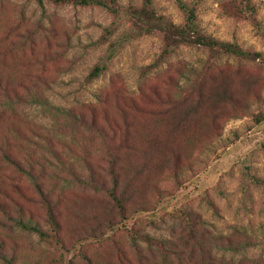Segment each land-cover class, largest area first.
<instances>
[{"label": "rangeland", "instance_id": "obj_1", "mask_svg": "<svg viewBox=\"0 0 264 264\" xmlns=\"http://www.w3.org/2000/svg\"><path fill=\"white\" fill-rule=\"evenodd\" d=\"M115 1L112 14L97 6L58 5L50 0H44L43 6L30 0H0V82L27 102L10 122L26 134L30 130L42 134L38 140L43 146L48 147L47 138L51 139L58 154L54 161L77 166H81L82 159L95 161V156L83 134L56 114L52 106L69 109L87 119L94 117L106 130L114 126L119 129L117 138L127 124L131 142L138 132L153 125L162 147L167 143L176 147L185 140L183 160L176 168L171 159L166 168L153 169L151 180L159 187L141 197L142 212L133 214L131 209L128 227L135 224L158 239H178L189 247L199 244L203 227L218 236L229 234L232 226L240 225L248 227L250 235L257 238L252 243H259L264 239V183L250 185L245 192L241 167L245 163L264 182V63L229 60L206 68L203 88L211 90L216 84L228 82L230 93L237 97L242 109L233 110L230 104L215 116L217 106L200 108L179 130L181 134L174 145L175 140L167 137L170 122L175 116L182 117L187 105L177 86L191 69L187 64L198 68L213 56L187 47L167 51L162 40L153 35L117 46L130 24L131 12L144 7L145 1ZM152 1L156 13L175 24L183 23L177 0ZM184 1L195 8L204 33L236 42L264 57V39L258 33V27H264V0ZM113 46L116 54L108 60ZM96 66L105 68L99 78L89 82ZM35 97L49 102L51 108L29 102ZM158 97L163 102L172 99L175 107L171 105L169 109L168 104L158 102ZM161 111L165 115L157 116ZM5 124L0 123V127ZM62 171L50 178V184L62 194L63 219L70 222L75 218L67 211L70 205L90 217L100 213L106 202L73 181L66 183L68 174ZM177 211L199 215L205 222V226H195V240L190 225L175 216ZM35 214L42 217L44 212L36 210ZM109 235L107 240L97 233L86 252L103 257L112 253L113 258L115 249L111 244L115 242L128 257L137 260L127 229ZM14 236L24 248V264H34L27 255L34 254L29 251L30 243L33 248L42 246L37 237L23 232ZM208 248L215 257L222 255L213 242ZM197 252L198 258L203 256ZM225 257L233 254L226 253ZM235 258L264 262V245L249 247Z\"/></svg>", "mask_w": 264, "mask_h": 264}, {"label": "trees", "instance_id": "obj_2", "mask_svg": "<svg viewBox=\"0 0 264 264\" xmlns=\"http://www.w3.org/2000/svg\"><path fill=\"white\" fill-rule=\"evenodd\" d=\"M30 1L43 6L44 0ZM50 1L58 5L97 6L115 14V0ZM144 1V7L135 8L131 12L130 24L119 37L117 46H124L142 36L153 35L162 40L167 51L175 52L187 47L213 56L211 60L201 62L198 68L187 64L191 69L183 74V82L177 86L187 103L182 117H174L167 133L168 140H175L173 144L177 145L176 139L181 134L179 130L185 127L187 119L200 108L208 104L217 106L215 116L224 112L230 104L233 110L242 109L237 97L230 93L228 82L216 84L211 90L203 88L207 78L206 68L229 60L264 63V57L236 42L219 40L204 33L195 8L184 0H177L184 17L181 24H175L170 18L156 13L152 8V0ZM258 33L264 39L263 26L258 27ZM115 54L116 46H113L107 59L111 60ZM104 68L105 66L94 67L89 75V82L99 78ZM36 99L35 97L29 102L51 108L49 102ZM157 100L161 104H168L169 109L176 104L169 98L168 102H163L160 97ZM25 103L24 98L11 90L9 85L0 82V123H6L0 127V264H24V248L14 238L15 234L21 232L36 236L38 243L42 245L40 248H33L32 243L29 245V251L34 254L29 252L27 257L34 264H264L262 260H235L236 254L247 251L249 247L264 245V239L259 243H252L257 238L250 235L246 226L234 225L229 234L218 236L203 227L199 244L189 247H184L178 239H158L145 230L136 228L135 224L128 227L131 209L133 214L142 212L144 204L139 201L141 197L147 191L159 187L151 180L153 169L156 166L166 168L171 159L176 168L183 160L182 145L187 141L184 140L176 147H170L168 143L162 147L157 140V127L153 125L138 132L134 142H131L128 139L127 124L120 131L121 137L117 138L119 129L114 126L106 130L94 117L87 119L69 109L52 106L56 114L63 116L75 130L83 134V140L95 156V161L80 160L81 166L56 162L54 159H58V154L51 139L47 138L48 147L43 146L38 140L42 134H38L36 130H30L26 134L20 126L10 122V119L17 117L19 109ZM163 115V111L157 113V116ZM89 148L84 150L88 151ZM62 170L68 174L64 178L66 183L73 181L86 192L106 202L100 213H94L90 217L70 205L67 211L69 214L73 213L75 218L70 222L63 219L60 209L62 194L56 192V188L50 184V178H54ZM241 171V186L245 192L250 185L260 186L264 183L245 163ZM36 210H42L44 215L37 217ZM175 216L190 225L194 240L197 238L194 231L197 223L205 226L199 215L177 211ZM121 228L128 230L137 260L128 257L115 242L111 244L115 249V252L112 251L113 258L112 253L103 257L86 252L85 248L97 233L109 240V234H115ZM211 242L217 251L222 252L220 258L215 257L208 248ZM197 247L200 254H203L200 258ZM39 252L43 255H39ZM226 253L233 254V257L226 258Z\"/></svg>", "mask_w": 264, "mask_h": 264}]
</instances>
